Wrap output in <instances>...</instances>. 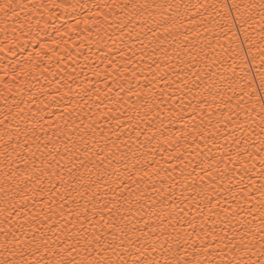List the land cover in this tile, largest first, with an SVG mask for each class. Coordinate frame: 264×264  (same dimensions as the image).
<instances>
[{
  "label": "snow or ice",
  "instance_id": "6c2138e0",
  "mask_svg": "<svg viewBox=\"0 0 264 264\" xmlns=\"http://www.w3.org/2000/svg\"><path fill=\"white\" fill-rule=\"evenodd\" d=\"M17 7L12 0H0L6 19L17 15ZM131 7L154 10L149 13L153 38L142 42L139 54L141 63L145 56L150 59V70L155 65L149 84L159 90L163 82L164 91L172 89L173 97L184 93L181 101L191 94L181 108L190 115L182 129L184 138L190 136L197 148L199 141L218 148L223 141L226 152L217 163L222 175L235 171L237 164L255 167L245 158L259 157L257 175L264 179V0L234 2L229 14L237 15L231 24L221 22L225 17L219 12L220 21L213 18L217 6L191 0ZM254 11L262 22L259 56H252L253 62L260 61L258 85L255 76L243 71L239 53L233 54L229 35L236 22L245 31ZM186 17L194 25L195 40L189 38V30L180 31ZM201 27L210 35L201 36ZM147 107V115L151 110L159 114L158 106ZM175 107L174 102L169 105V116L183 121ZM29 131L23 142L11 131L0 135V264H264V183L257 186L248 176L250 187L241 177L239 187L228 189L230 197L215 200L202 184L196 197L173 201L163 212L145 207L146 188L141 185L146 182L126 170V163L122 168L113 162L116 153L108 147L103 128L69 117L62 125ZM204 164L202 159L201 171ZM181 175L188 180L192 173ZM152 189L162 196L163 180L159 189L155 184Z\"/></svg>",
  "mask_w": 264,
  "mask_h": 264
},
{
  "label": "bare ground",
  "instance_id": "6f19581e",
  "mask_svg": "<svg viewBox=\"0 0 264 264\" xmlns=\"http://www.w3.org/2000/svg\"><path fill=\"white\" fill-rule=\"evenodd\" d=\"M12 2L18 5L15 17L6 19L0 13V121H3L0 123V135L11 131L18 134L23 142L25 135L31 134L30 129H47L49 124L59 126L69 117L77 123L83 119L97 130L103 128L108 147L116 153L113 162L122 168L126 163V170L130 169L137 178L143 177L146 182L141 185L142 189L146 188L142 193L147 200L145 207L163 212L169 211L168 206L173 201L179 204L184 197H196L202 184L206 185L208 194L215 200L217 196L221 199L230 197L233 193L228 189L239 187L237 181L241 177L250 187L252 185L248 182V176L257 186L264 183V179L257 175L261 171L259 157L245 158L249 166L255 167L245 169L243 165L237 164L235 171H224L222 175L217 170V163L221 153L226 152L223 141L219 142V148L211 142L205 145L199 141L201 146L197 148L190 136L184 138L186 133L182 129L190 120V115L187 111H181V108L186 105L191 94L181 101L179 96L184 93L177 92L173 97L172 89L164 91L167 86L163 82L159 84V90L155 84H149L152 78L150 72L155 70V65L150 70L146 67L151 63L150 59L145 56L141 63L139 54L142 42L147 44L153 38L152 29L155 25L149 13L154 10L134 9L131 6L187 3L188 0ZM191 2L217 6L213 18L220 21V16L216 15L219 12L225 17L221 22L231 24L237 15L235 11L229 14L232 4L248 3L250 0ZM255 2L258 3V0ZM197 11L203 12V9ZM253 16L254 19L244 25L245 31H240V22H236L234 34L229 35L233 41V54L239 53L243 71L249 77L255 76L258 85L260 61L257 59L253 62L252 56H259L256 45L261 39L262 22L255 11ZM193 27L186 17L180 31L189 30V38L195 40L196 37L191 33ZM198 31L201 36L210 35L202 27ZM179 39L183 42L182 37ZM220 43H225V40L222 39ZM250 45L252 52L249 54ZM168 70L171 71V67ZM237 72H240L239 67ZM192 87L196 91L195 86ZM153 92L156 93L155 97ZM173 102L175 111L184 117L183 121L169 116L168 107ZM148 103L158 106L159 114L151 110V115H147ZM116 117L120 118L119 122ZM202 159L205 161L203 171L200 165ZM227 167L232 169L233 165L228 164ZM142 169L147 170L148 176L144 175ZM156 170H159V177ZM182 172L192 175L184 180ZM228 176L230 179L224 178ZM161 180L163 195L157 196L152 185L155 184L159 189ZM153 198L157 200L156 204L151 203ZM141 202L144 203V200ZM177 229L183 231L179 225ZM168 232L172 236L176 234L170 229Z\"/></svg>",
  "mask_w": 264,
  "mask_h": 264
}]
</instances>
